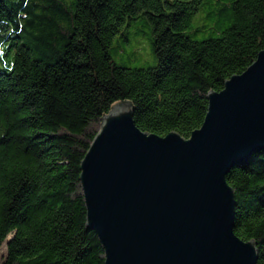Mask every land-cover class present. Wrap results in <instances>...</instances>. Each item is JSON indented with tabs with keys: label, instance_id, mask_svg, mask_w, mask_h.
I'll return each instance as SVG.
<instances>
[{
	"label": "trees",
	"instance_id": "1",
	"mask_svg": "<svg viewBox=\"0 0 264 264\" xmlns=\"http://www.w3.org/2000/svg\"><path fill=\"white\" fill-rule=\"evenodd\" d=\"M141 20L156 65H117ZM262 50L264 0H0V264H104L80 180L101 118L128 101L140 130L188 138ZM226 181L264 264V150Z\"/></svg>",
	"mask_w": 264,
	"mask_h": 264
},
{
	"label": "water",
	"instance_id": "2",
	"mask_svg": "<svg viewBox=\"0 0 264 264\" xmlns=\"http://www.w3.org/2000/svg\"><path fill=\"white\" fill-rule=\"evenodd\" d=\"M207 99L188 138L140 130L128 101L101 118L80 180L104 264H256L226 175L264 150V50Z\"/></svg>",
	"mask_w": 264,
	"mask_h": 264
},
{
	"label": "rangeland",
	"instance_id": "3",
	"mask_svg": "<svg viewBox=\"0 0 264 264\" xmlns=\"http://www.w3.org/2000/svg\"><path fill=\"white\" fill-rule=\"evenodd\" d=\"M139 26L130 29L128 41L115 38L110 54L114 63L123 67H153L156 57L153 53L148 27L142 20ZM199 38V36H197ZM5 252V242L0 246V260Z\"/></svg>",
	"mask_w": 264,
	"mask_h": 264
}]
</instances>
